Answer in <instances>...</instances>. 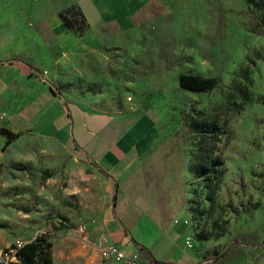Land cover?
Listing matches in <instances>:
<instances>
[{
	"label": "rangeland",
	"instance_id": "1",
	"mask_svg": "<svg viewBox=\"0 0 264 264\" xmlns=\"http://www.w3.org/2000/svg\"><path fill=\"white\" fill-rule=\"evenodd\" d=\"M106 35L45 79L68 107L152 116L158 141L121 187L63 137L19 134L0 154V250L45 235L53 264H111L104 215L125 190L185 225L197 264H264V0H155ZM182 74L218 84L184 90Z\"/></svg>",
	"mask_w": 264,
	"mask_h": 264
},
{
	"label": "crops",
	"instance_id": "2",
	"mask_svg": "<svg viewBox=\"0 0 264 264\" xmlns=\"http://www.w3.org/2000/svg\"><path fill=\"white\" fill-rule=\"evenodd\" d=\"M154 1L0 0V130L19 135L35 129L61 136L121 186L131 167L157 143L158 120L148 114L114 118L89 113L78 105L68 107L45 76L52 72V64L62 63L77 49L102 48L107 31L130 32L137 15ZM74 5L89 24L80 38L60 16ZM6 142L0 133V154ZM121 194V205L115 191V204L105 211L108 242L136 251L148 261L197 264L186 247L183 223L157 221L141 205L144 199L132 198L125 190Z\"/></svg>",
	"mask_w": 264,
	"mask_h": 264
},
{
	"label": "trees",
	"instance_id": "3",
	"mask_svg": "<svg viewBox=\"0 0 264 264\" xmlns=\"http://www.w3.org/2000/svg\"><path fill=\"white\" fill-rule=\"evenodd\" d=\"M60 16L66 27L78 38L89 30V24L78 6L74 5L67 10L61 11ZM217 84L218 79L213 77L202 78L191 74H182L179 77L180 87L192 92L209 93ZM0 133L7 137L5 146L10 145L18 136L6 129H1ZM52 247V243L47 240L45 235L38 237L32 242L24 244L19 249L18 255L20 259L16 264H53Z\"/></svg>",
	"mask_w": 264,
	"mask_h": 264
},
{
	"label": "built area",
	"instance_id": "4",
	"mask_svg": "<svg viewBox=\"0 0 264 264\" xmlns=\"http://www.w3.org/2000/svg\"><path fill=\"white\" fill-rule=\"evenodd\" d=\"M86 228L81 227L84 232ZM23 245L16 244L13 247L0 250V264H16L19 262L18 251ZM103 261L111 264H163L156 261L144 260L136 251H130L119 244H106L99 250Z\"/></svg>",
	"mask_w": 264,
	"mask_h": 264
}]
</instances>
